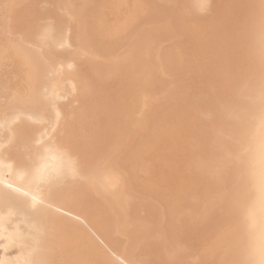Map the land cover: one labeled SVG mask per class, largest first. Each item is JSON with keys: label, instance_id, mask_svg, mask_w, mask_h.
Masks as SVG:
<instances>
[{"label": "bare ground", "instance_id": "bare-ground-1", "mask_svg": "<svg viewBox=\"0 0 264 264\" xmlns=\"http://www.w3.org/2000/svg\"><path fill=\"white\" fill-rule=\"evenodd\" d=\"M206 5L0 0L3 179L22 187L11 173L44 146L66 173L38 211L0 199V264H23L36 229L45 264L252 259L264 0Z\"/></svg>", "mask_w": 264, "mask_h": 264}, {"label": "snow or ice", "instance_id": "snow-or-ice-1", "mask_svg": "<svg viewBox=\"0 0 264 264\" xmlns=\"http://www.w3.org/2000/svg\"><path fill=\"white\" fill-rule=\"evenodd\" d=\"M206 6V0H199V7L204 8ZM260 132V175L258 181L260 243L258 248L250 250L252 259L247 261L246 264H264V112H262ZM0 147H2V144H0ZM50 151V148L44 146L42 154L38 152L36 156V160L39 161L38 163H33L30 168L23 167L11 173L15 175L16 182L21 184L22 187H15L13 183H7L3 179L4 166L0 163V199L12 196L23 197L27 210L33 212L38 211L41 206H44L46 199L43 189L45 187L51 188L56 182L66 178L65 170L62 167L57 168L47 162ZM59 155L61 159L65 156L62 152ZM8 167L11 171V166ZM8 215L11 216L14 213L10 210ZM249 218L252 221V226H255L256 220L251 211L249 212ZM3 221L4 215L0 214V231L3 230ZM33 238L35 242L34 246L29 252V258L23 264H45L43 260L31 258L34 253L40 252L38 229L35 230Z\"/></svg>", "mask_w": 264, "mask_h": 264}]
</instances>
